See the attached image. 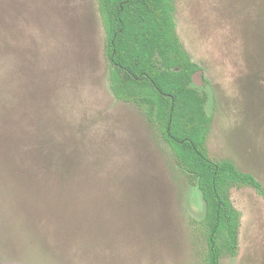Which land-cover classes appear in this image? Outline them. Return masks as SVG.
Segmentation results:
<instances>
[{
    "label": "rangeland",
    "instance_id": "rangeland-1",
    "mask_svg": "<svg viewBox=\"0 0 264 264\" xmlns=\"http://www.w3.org/2000/svg\"><path fill=\"white\" fill-rule=\"evenodd\" d=\"M204 72L206 149L264 185V0H172ZM98 0H0V264H203L201 192L111 87ZM239 249L264 264V196L233 186Z\"/></svg>",
    "mask_w": 264,
    "mask_h": 264
},
{
    "label": "trees",
    "instance_id": "trees-1",
    "mask_svg": "<svg viewBox=\"0 0 264 264\" xmlns=\"http://www.w3.org/2000/svg\"><path fill=\"white\" fill-rule=\"evenodd\" d=\"M111 63V87L133 101L154 123L178 163L194 181L205 203L198 221L207 250L203 264H221L224 249H239L241 213L230 198L233 186H250L264 196V185L232 160H213L206 138L212 116L207 93L193 82L201 69L181 44L172 0H98Z\"/></svg>",
    "mask_w": 264,
    "mask_h": 264
},
{
    "label": "water",
    "instance_id": "water-1",
    "mask_svg": "<svg viewBox=\"0 0 264 264\" xmlns=\"http://www.w3.org/2000/svg\"><path fill=\"white\" fill-rule=\"evenodd\" d=\"M204 81H205V79H204V72H203V70L202 69L197 70L194 73V75H193V82H194V84L197 85L198 87L202 88V86L204 84Z\"/></svg>",
    "mask_w": 264,
    "mask_h": 264
}]
</instances>
